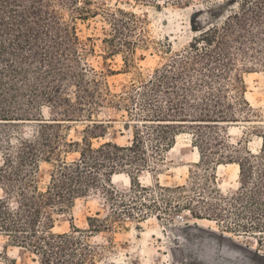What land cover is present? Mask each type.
I'll list each match as a JSON object with an SVG mask.
<instances>
[{
	"label": "trees",
	"instance_id": "16d2710c",
	"mask_svg": "<svg viewBox=\"0 0 264 264\" xmlns=\"http://www.w3.org/2000/svg\"><path fill=\"white\" fill-rule=\"evenodd\" d=\"M135 1L190 7L196 0ZM198 1L216 10L229 5V10L186 49L116 92L104 72L88 68L85 57L93 39H81L77 23L104 15L111 27L104 40L107 54L124 55L125 67L133 69L140 50L153 46L172 53L169 43L147 37L135 13L106 10L99 0H0V235L36 255L40 264H90V246L77 236L84 231L54 233L55 215L95 190L114 198L113 182L122 174L132 184L125 197L142 199L149 188L140 183V174L158 171L182 134L191 135L200 154L189 185L196 188L204 177L212 186L203 198H163L165 212L184 209L199 220L232 219V230L261 236L258 244L264 247V126L254 128L262 139L258 153L228 139L230 126L262 118L246 97L245 78L264 71V0ZM103 109L120 112L131 133L128 144H93L115 123L97 118ZM73 123L88 124L81 142L69 139ZM30 124L36 128L25 135ZM42 162L53 166L44 190L36 183ZM225 164L239 165L240 187L230 195L209 173ZM157 188L181 193L189 186ZM120 206L127 204L122 200ZM87 223L95 232L107 227L100 218L88 217Z\"/></svg>",
	"mask_w": 264,
	"mask_h": 264
},
{
	"label": "rangeland",
	"instance_id": "374dc122",
	"mask_svg": "<svg viewBox=\"0 0 264 264\" xmlns=\"http://www.w3.org/2000/svg\"><path fill=\"white\" fill-rule=\"evenodd\" d=\"M217 1L223 4L231 0ZM99 2L106 10L121 8L135 13L144 22L147 37L155 42L169 43L172 50L171 54L166 49L156 50L153 46L149 50H140L136 55V68L127 69L124 55L112 56L106 52L104 40L109 36L111 27L105 16L79 21L77 32L81 39H93L91 51L85 57L88 68L104 72L116 92L122 91L133 80L139 81V73L147 77L170 56L186 49L195 36H199L215 19L229 10V5H222L221 9L216 10L211 4L198 0L190 7L184 4L167 5L164 1L159 6L140 5L135 0ZM245 82L246 97L262 118L254 119L259 122L230 126L228 139L230 145L241 141L245 143L244 148L258 153L262 139L256 135L254 128L264 126V71L247 75ZM44 115L49 117L50 110L44 109ZM97 118L115 120V123L109 126L105 137L93 140L95 146L107 141L120 145L129 143L131 133L124 128L120 112L103 109ZM87 126L86 123L69 125V139L81 142ZM35 128V124L27 125L23 133L30 135ZM192 140L189 134L178 136L158 171L149 169L140 174V183L149 188L148 193H141L142 199L133 202L129 196L125 197L131 193L132 184L130 177L122 174L113 182L112 188L117 192L114 198L103 189L95 190L88 197L78 199L64 213L55 215L57 221L54 233H70L74 227L84 231L82 236L78 233L77 236L83 237V241L90 246V264H264V247L258 244L261 236L237 233L232 230V219L199 220L184 209L165 212L167 205L163 198L187 195L203 198L206 189L212 186L204 177L196 188L189 185L191 170L196 169L195 165L200 160ZM235 165L238 164H225L224 168L214 165L209 172L215 175L217 187L225 195L236 193L240 187L238 168ZM52 170V164H40L36 183L41 190L50 184ZM158 185L170 188L189 186V189L188 192L168 193L157 188ZM122 200L127 206H120ZM143 204L148 208L142 207ZM128 212L133 213L135 219L129 218ZM88 217L106 221V229L101 232L90 229ZM0 264L40 263L36 255L14 246L6 235H0Z\"/></svg>",
	"mask_w": 264,
	"mask_h": 264
},
{
	"label": "bare ground",
	"instance_id": "6f19581e",
	"mask_svg": "<svg viewBox=\"0 0 264 264\" xmlns=\"http://www.w3.org/2000/svg\"><path fill=\"white\" fill-rule=\"evenodd\" d=\"M197 149V148H196ZM197 151H198V149H197ZM198 155H199V157H200V154H199V151H198V153H197ZM221 168H224V166H221ZM118 177V176H117Z\"/></svg>",
	"mask_w": 264,
	"mask_h": 264
},
{
	"label": "crops",
	"instance_id": "0c3cea01",
	"mask_svg": "<svg viewBox=\"0 0 264 264\" xmlns=\"http://www.w3.org/2000/svg\"><path fill=\"white\" fill-rule=\"evenodd\" d=\"M120 176H121V175H120ZM116 177H117V176H116ZM116 177H115V178H116ZM114 182H115V179H114Z\"/></svg>",
	"mask_w": 264,
	"mask_h": 264
}]
</instances>
